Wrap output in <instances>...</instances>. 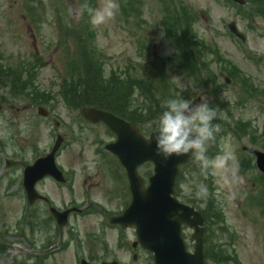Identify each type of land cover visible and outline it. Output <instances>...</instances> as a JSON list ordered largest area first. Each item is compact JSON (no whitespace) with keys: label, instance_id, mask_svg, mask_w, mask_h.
<instances>
[{"label":"rangeland","instance_id":"1","mask_svg":"<svg viewBox=\"0 0 264 264\" xmlns=\"http://www.w3.org/2000/svg\"><path fill=\"white\" fill-rule=\"evenodd\" d=\"M244 1L240 6L232 0H0V68L8 83L0 85L6 101L0 112V264H79L81 258L97 264L108 256L121 264H153L143 250L132 259L134 228L108 227V217L126 204L122 192L110 190L114 181L123 191V178L101 170V145L114 136L104 126L89 125L70 103L62 84L79 50L72 41L61 42L53 18L61 25L90 24L83 35L86 47L107 79L126 72L143 82L127 87L134 93H128L123 110L140 122L145 135L156 128L164 93L188 100L207 97L215 116L206 156L209 161L220 157L222 164L204 167L194 157L178 179L177 197L193 201L198 193L204 209L209 197V208L219 206L220 217L206 225V264H264V177L251 155L252 149L264 151V0ZM28 4H37L40 26L29 17ZM102 9L111 14L93 24L92 15ZM232 21L246 42L229 32ZM89 32L94 33L90 43ZM205 66L222 74L217 83L231 78L220 94L210 93ZM37 101L49 115L35 120ZM57 134L65 139L57 163L73 183L48 180L39 188L58 208L77 205L91 212L74 215L61 233L49 211L26 207L19 186L23 166L50 152ZM5 159H17L21 167L7 169ZM192 234L184 227L189 251ZM119 239L122 251L115 247Z\"/></svg>","mask_w":264,"mask_h":264},{"label":"water","instance_id":"2","mask_svg":"<svg viewBox=\"0 0 264 264\" xmlns=\"http://www.w3.org/2000/svg\"><path fill=\"white\" fill-rule=\"evenodd\" d=\"M235 1L242 3L241 0ZM231 29L244 39L238 29ZM201 102L200 97L196 98L191 106L195 107ZM82 114L92 122H103L117 135V141L107 146V149L119 157L128 172L133 199L123 214L113 217L111 223L119 224L123 228L136 226L139 242L153 253L154 264H205L204 218L199 212L173 197L179 167L188 162L190 155L165 160L156 154L155 132L150 135V139H146L139 133L138 128L111 113L90 107L84 108ZM61 140L60 137L49 156L38 159L27 169L25 185L31 201L36 198L34 185L39 179L50 175L63 181L62 173L57 169L54 160ZM254 154L258 168L264 173V152L255 150ZM145 162H153L155 165V174L150 178L147 188L137 173V168ZM53 212L60 225L66 223V216L70 211L63 214ZM183 224L194 228L192 237L196 243L193 253L187 251L182 238ZM81 264L90 263L83 260Z\"/></svg>","mask_w":264,"mask_h":264},{"label":"trees","instance_id":"3","mask_svg":"<svg viewBox=\"0 0 264 264\" xmlns=\"http://www.w3.org/2000/svg\"><path fill=\"white\" fill-rule=\"evenodd\" d=\"M54 22L59 31V35H61V42L66 44L72 41L77 44L79 50L75 57L76 60H72L70 65L66 68L68 75L66 76L67 79L64 80V84H62L70 103L75 108H82L85 106L99 107L112 111L124 118H132L130 114L123 110L126 108V98L133 97L134 93L133 91H127V87H132L139 83L143 84V82L137 77L130 76L129 73L126 72L116 74L114 78L110 79L105 77V72L101 64L96 62L94 53L89 51L86 47L88 40L83 35H85V33L87 34V28L90 27V24L78 27L69 24L61 25L58 19H54ZM92 37H94V33L89 32V43ZM185 68L188 69V67ZM3 71L4 68H0V73L3 74ZM127 76L128 78L126 79ZM130 83L133 84L128 86ZM159 86L162 87V84H159ZM161 87L155 86L161 93L166 92ZM128 93L130 97H127ZM167 96L168 95L165 93L163 94L162 106L158 111L159 114L163 110L164 101L169 99ZM210 212L213 211H206L207 217L209 218ZM218 215L220 217V213H218L217 210L213 212V217Z\"/></svg>","mask_w":264,"mask_h":264},{"label":"clouds","instance_id":"4","mask_svg":"<svg viewBox=\"0 0 264 264\" xmlns=\"http://www.w3.org/2000/svg\"><path fill=\"white\" fill-rule=\"evenodd\" d=\"M110 14L107 9L97 10L91 22L103 23ZM200 99L202 102L195 107L191 106L192 100L182 97L164 101L163 110L156 121V154L165 160L190 155L201 161L204 167H220V157L209 161L206 156V144L213 137L210 121L215 116V109L209 106L206 96L201 94ZM146 126L151 128L152 122Z\"/></svg>","mask_w":264,"mask_h":264},{"label":"flooded vegetation","instance_id":"5","mask_svg":"<svg viewBox=\"0 0 264 264\" xmlns=\"http://www.w3.org/2000/svg\"><path fill=\"white\" fill-rule=\"evenodd\" d=\"M0 102L5 105L6 101L3 100L2 98H0ZM37 107V106H36ZM33 117L35 118V120H37V117L38 115L37 114H33ZM87 121V120H86ZM89 123V125H95V126H98V125H101V124H93L89 121H87ZM59 123H57L58 125ZM58 135V134H57ZM113 140H109L108 142L104 143L101 145L102 147V150H100V153H103L105 156L103 157H100L102 159V165H101V170L104 171V172H107L109 174H112V173H115L117 174L118 176H120L121 178H123L124 180V190L121 191V190H117L114 185V181L111 182V185H110V190L114 192V194L118 193V192H122L123 196L122 197H128V199H131V194H130V190H129V187H128V180H127V176H126V171L124 169V167L120 164L119 160L113 155L111 154L110 152L106 151L104 149V146L106 144H108L109 142H111ZM97 147V145L99 143H94ZM44 156V154H42ZM41 155V156H42ZM19 163V161H18ZM17 163V165H18ZM28 165V164H27ZM23 166V170H22V173H21V180L19 181V186H20V189L22 190L24 196H25V199H26V207L29 209V210H32V209H45L46 211H49L51 207H56V201L53 200L49 195H47L44 191V189H40V185H43L45 184V182H47L48 180L52 183H54L55 185H59L60 183L56 182L53 178L51 177H46L44 179H42L41 181H39L37 184H36V189L39 193V197L32 203L29 202V199L27 197V194H26V191H25V187H24V184H23V180H24V168L27 166ZM16 167V166H14ZM13 167V168H14ZM141 168L144 170V173L143 175L146 176L148 174H151L153 173L154 171V167L152 164H144V166H141ZM100 170V171H101ZM150 172V173H149ZM96 174L98 175L99 174V169L97 170ZM65 178L67 180V183L64 184L63 186H68L70 184V182H72V177L70 176V174L68 172L65 171ZM90 178V177H89ZM88 178V179H89ZM88 179L85 181V184H88ZM95 184L92 183L90 185V188L94 187ZM96 186H97V183H96ZM109 188V187H107ZM107 194V193H106ZM109 195V194H108ZM112 196V195H111ZM128 203H126L124 205L123 208H125L127 206ZM70 206H73V205H70ZM68 208H70L69 206L68 207H62L61 209L57 208L58 210L60 211H64V210H67ZM74 215H70L69 218H68V224L66 225V227L60 229L58 228V231L61 233V231L63 229H66L69 225H70V222H71V218L73 217ZM54 220V219H53ZM55 221V220H54ZM120 241H117L116 242V248L119 250V251H122L123 250V241L121 239H119ZM107 259H112V257L108 256Z\"/></svg>","mask_w":264,"mask_h":264}]
</instances>
